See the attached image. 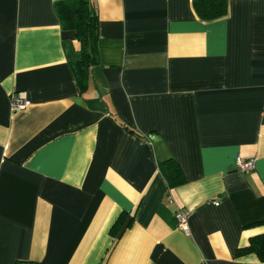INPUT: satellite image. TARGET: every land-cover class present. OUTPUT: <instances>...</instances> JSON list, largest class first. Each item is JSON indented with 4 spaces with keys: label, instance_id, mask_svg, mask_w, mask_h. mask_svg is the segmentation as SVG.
I'll use <instances>...</instances> for the list:
<instances>
[{
    "label": "crops",
    "instance_id": "1",
    "mask_svg": "<svg viewBox=\"0 0 264 264\" xmlns=\"http://www.w3.org/2000/svg\"><path fill=\"white\" fill-rule=\"evenodd\" d=\"M61 1L0 0V264H264L238 254L264 234V0L207 22L191 0H89L83 91Z\"/></svg>",
    "mask_w": 264,
    "mask_h": 264
},
{
    "label": "trees",
    "instance_id": "2",
    "mask_svg": "<svg viewBox=\"0 0 264 264\" xmlns=\"http://www.w3.org/2000/svg\"><path fill=\"white\" fill-rule=\"evenodd\" d=\"M191 1L197 17L202 21L217 20L227 13L228 0ZM55 12L61 28L65 31L74 32V40L80 47L79 58L70 67L77 85L83 91L87 86L91 68L99 63V18L97 10L89 0H68L56 3ZM125 127L138 135L127 125ZM160 167L169 186L173 187L183 182L182 172L175 161L167 160L161 163ZM122 220L123 217L117 221L116 226H119ZM246 253L256 255L264 263V234L250 238L248 244L238 252V254Z\"/></svg>",
    "mask_w": 264,
    "mask_h": 264
},
{
    "label": "built area",
    "instance_id": "3",
    "mask_svg": "<svg viewBox=\"0 0 264 264\" xmlns=\"http://www.w3.org/2000/svg\"><path fill=\"white\" fill-rule=\"evenodd\" d=\"M30 105V101L27 99L19 97L17 94H12L10 96V111L12 113H18L26 109ZM236 166L238 170L241 173L249 172L254 169V159H248V160H242L240 156H237L235 160ZM214 204L216 206L219 205V200L217 198L214 199ZM190 213L184 210H179L176 213V218L178 221V226L184 230V232L187 233L188 229V218H189ZM27 264H36L33 262L27 263Z\"/></svg>",
    "mask_w": 264,
    "mask_h": 264
}]
</instances>
